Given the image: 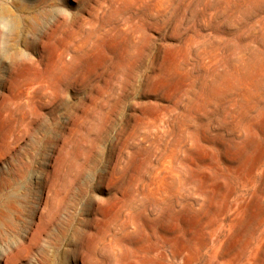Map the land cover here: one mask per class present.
I'll use <instances>...</instances> for the list:
<instances>
[{
	"label": "rangeland",
	"instance_id": "rangeland-1",
	"mask_svg": "<svg viewBox=\"0 0 264 264\" xmlns=\"http://www.w3.org/2000/svg\"><path fill=\"white\" fill-rule=\"evenodd\" d=\"M0 264H264V0H0Z\"/></svg>",
	"mask_w": 264,
	"mask_h": 264
},
{
	"label": "bare ground",
	"instance_id": "bare-ground-1",
	"mask_svg": "<svg viewBox=\"0 0 264 264\" xmlns=\"http://www.w3.org/2000/svg\"><path fill=\"white\" fill-rule=\"evenodd\" d=\"M2 261H3V259H2ZM3 263V262H2Z\"/></svg>",
	"mask_w": 264,
	"mask_h": 264
}]
</instances>
